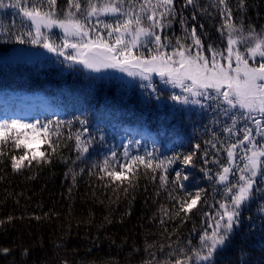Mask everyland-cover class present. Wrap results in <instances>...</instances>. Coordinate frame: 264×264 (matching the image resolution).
<instances>
[{"label":"snow or ice","instance_id":"1","mask_svg":"<svg viewBox=\"0 0 264 264\" xmlns=\"http://www.w3.org/2000/svg\"><path fill=\"white\" fill-rule=\"evenodd\" d=\"M188 6L211 15L207 8L200 7L198 0H183L181 13ZM210 6L221 18L216 30L224 47L210 42L212 38L204 31V25L198 24L196 12L191 16L190 29L181 15L182 37H175L173 42L163 35L176 19L175 0H66L63 10H58L57 0H0V9H15V16L19 17V25L16 20L7 25L0 21V36L20 44L42 45L64 56L66 61L92 71L117 69L128 76L139 77L147 82L141 87L151 89L152 93L157 92L153 84L155 74L163 84L180 89L179 94L174 92L170 96L173 102L196 105L201 110L211 108L231 119V125L225 126L223 132L234 138V142L225 145L215 132L212 139L204 141L216 153H226V164L214 156L211 162L218 165L215 174L206 167L200 169L209 181L215 180L213 197L218 194L221 199L212 204L204 201L213 211L201 213L200 228L194 227L186 242L177 243V248L168 253L165 264H216L217 254L230 244L234 231L240 226L243 208L257 198L264 199V26L257 31L250 23L245 26L242 18L237 23L230 0H211ZM246 8V0H237L236 11ZM106 17L113 22H105ZM54 28L62 31L60 43L51 39ZM189 40L191 43H186ZM66 49H71V53L66 54ZM73 119L80 125L75 133L72 120L0 119V162L7 157L12 170L18 172L32 167L34 162L36 165L51 163L62 139L74 141L78 159L88 154L97 141L105 143L102 129L97 127L95 134H91L86 118L75 116ZM240 121L244 122V127L238 129ZM249 122L254 127H250ZM134 144L139 145V142L122 143L119 146L122 152L116 146L107 149L102 164L93 166L98 169L99 178L107 177L110 183L120 182L117 187L126 182L125 194L137 186L141 171L145 177L151 172L150 179L158 178L161 188L169 183L173 190L178 188L184 195L176 197L169 192V199L178 207L173 214L162 207L161 225L165 224V217L175 219L183 213V223L190 213L199 211L204 189L197 186L194 192L188 191L191 185L186 182L190 181L191 173L187 168L195 166L198 153L202 163L207 165L208 149L201 152V145L197 143L187 154L160 158L155 148L151 151L144 148L143 154H133ZM43 145H47L45 150H41ZM17 150L22 154H14ZM177 163L183 167L173 169ZM117 167L120 170H116ZM169 169L174 171L171 181ZM261 211L264 212V205ZM194 240L197 242L193 243ZM163 250L161 246L160 251ZM9 251L0 249L4 254ZM27 253L25 249L23 254ZM151 255L152 260L144 264H152L156 257L154 253ZM241 264L248 262L242 258Z\"/></svg>","mask_w":264,"mask_h":264},{"label":"trees","instance_id":"2","mask_svg":"<svg viewBox=\"0 0 264 264\" xmlns=\"http://www.w3.org/2000/svg\"><path fill=\"white\" fill-rule=\"evenodd\" d=\"M175 2L176 19L163 35L172 38L173 42L175 37H182L181 15L190 29L191 16L196 12L198 24H203L204 31L212 38L210 42L224 47L216 30L222 21L210 6L211 0H198L200 7L207 8L211 15L201 14L192 6L181 13L183 0ZM246 3L247 8L238 12L235 10L237 0H230L235 21L239 23L242 18L245 26L250 23L259 31L264 26V0H246ZM65 7L66 0H57L58 10ZM4 10L5 14L1 15H6L7 21L16 20L19 25L16 10L0 9ZM12 13L14 18L10 17ZM105 22L113 21L106 17ZM197 31L199 34L198 26ZM61 38V29L51 30L52 40L61 42ZM38 46L20 44L0 36V56L22 47ZM60 69L53 63L38 66L35 60L1 58L0 90L44 93L55 110L61 112L46 115L45 119L72 120V132L75 133L80 125L73 117L86 118L91 134H95L97 127L103 130L105 143L97 141L88 154L78 159L74 141L62 139L51 163L36 165L34 162L32 167L18 172L12 170L7 157L0 162V221H4L0 224V249L10 250L8 254L0 252V264H144L152 260L153 253L156 258L152 264H165L168 253L177 248V243L186 242L194 227L200 228L201 213L213 211L204 201L212 204L221 199L218 194L213 197L215 183L198 172L200 167L206 166L200 153L195 158L197 168L188 171L191 177L186 183L191 185L188 191L194 192L198 186L204 189V194L199 211L194 210L183 223V213L175 219L165 217V224L160 223L162 207L170 214L178 207L169 199V192L176 197L184 195L178 188L173 190L171 183L161 188L158 178L150 179L151 172L145 177L141 171L137 186L125 194L126 182L117 187L120 182L110 183L107 177L101 180L98 169L93 166L102 164L106 143L121 134L138 137L142 128L152 130L154 135L141 142L148 145L149 151L155 148L160 158L175 153L187 154L197 143L203 152L208 149L204 141L212 139L211 124L202 133L194 127L195 120L190 122L186 114L189 112L179 105L175 109L159 105L155 96L160 94L169 98L167 94H161L157 89L154 95L146 98L148 93L139 84L141 81L135 80L137 78L126 82L127 79L115 73L97 74L74 66L68 70ZM133 127L137 128L136 132H132ZM171 139H177L175 146L169 154H164L163 149ZM46 148L47 145H43L41 150ZM208 151L211 155L212 150ZM14 154H22V151L17 150ZM178 167L182 165L177 163L173 169ZM173 169H169V181L174 177ZM258 199L243 208L240 226L234 231L230 244L217 254L216 264H241L242 258L248 264H264V212L261 211L264 201ZM25 249L27 255L23 254Z\"/></svg>","mask_w":264,"mask_h":264},{"label":"rangeland","instance_id":"3","mask_svg":"<svg viewBox=\"0 0 264 264\" xmlns=\"http://www.w3.org/2000/svg\"><path fill=\"white\" fill-rule=\"evenodd\" d=\"M4 12H5V10L3 12L0 11V21H3L4 24L10 23L11 20L7 21L6 15H1ZM10 17L14 18V14L12 13V16H10ZM55 42L60 43L59 41H55ZM71 51H72L71 49L65 50L66 54H70ZM1 58L15 59V60H19V61H26V60L27 61H33V60H35V64H38V66H45L47 64L49 65V64L53 63V65L56 64V65L60 66L61 67L60 70H62V69L68 70V69H71L73 66L75 68L81 67L87 71L95 72L97 74L115 73V74L122 76L125 79H127V80H125L126 82L132 81L133 79L137 78L135 80L141 81L139 84L147 83L146 81H142L139 77L128 76L127 73L120 72L117 69H102L101 71L96 72V71H92L90 69L85 68L81 64H72L71 62L66 61L64 56L58 55L57 52H50L46 48H44L42 45H39L36 48L22 47L20 49H15V50L7 53L5 56H0V59ZM153 79H158V80H156V82H153V84L158 89V91L162 92L161 94H167L168 96H171L174 92L176 94L180 93V89H178V88L172 89L171 85L163 84V82L160 80L159 76L155 75V76H153ZM144 91H146V93H148L146 98H148L151 94H153V93H150V92H152L151 89H147V90L144 89ZM155 98H157L160 106H164V107L170 106V108L175 109V106L179 105L180 108L181 109L183 108L186 112L193 113L192 115H190L189 113H186L187 117L190 118V122H193V120L196 121V124L194 125V127L195 128L197 127L202 133H204L206 131L207 125L210 123L211 127L209 129L211 130V132H215L218 136L219 133L221 132V127L224 126L223 124H229L230 125L232 123L231 119H229L228 117L223 116V115H218L211 108L206 109V110H201L200 107L196 106V105H180L177 102H173L170 99V97L165 98V97L160 96V94L156 95ZM50 108H51L50 104L48 103L47 99L45 98V96L42 93L0 91V119L15 118V119H22V120H25L27 122H32L35 120L47 121V119H45V116L47 114L48 115L52 114L49 112ZM214 120H219L220 123L214 124L213 123ZM226 126H228V125H226ZM249 126L254 127L251 124V122H249ZM243 127H244V122L240 121L237 125V128L240 129ZM132 130H134V129H132ZM141 133H142L141 137H138V138H135V137H133V135L130 136L128 134L127 135L121 134V135L116 136L114 138V140H112V142L106 143V146H105L103 153L106 156L108 154L107 149L112 148L113 146H116L117 150L119 152H122L123 149L120 148L119 146L122 143L128 144L130 140L139 142V145H135V144L133 145V154L140 153L141 151L143 152L144 148L148 149V145L142 143L141 141H145L146 138H150L151 133L146 129H142ZM224 134L226 135L225 132H224ZM210 138H212V135H210ZM239 138H242V137H239ZM233 139L234 138H232V137L228 138V140H225L226 143H224V144L227 145V144L231 143ZM257 139L259 140L260 138L257 137ZM96 143H94V144H96ZM167 143H169L168 144L169 148L163 149L164 154H169L173 148V144H171L169 141ZM217 146H218V144H217ZM208 150H212V149H210L208 147ZM170 155H172V154H170ZM170 155H167V156L169 157ZM225 155H226V153H225ZM167 156H165V157H167ZM214 156L218 157V158H222L223 153L220 152V154H219V153H216L215 150H212L211 155L208 156L209 163L205 167L210 169L213 174H215L216 171L218 170V165H215L211 162ZM195 168H197L196 164L194 167H188L187 171H190V170L195 169ZM200 168H202V167H200ZM116 170H120V169L117 167ZM198 170H199L198 172H201L200 169H198ZM212 182L215 183V180H212ZM259 200L260 199H258V201ZM262 201H264V199Z\"/></svg>","mask_w":264,"mask_h":264},{"label":"flooded vegetation","instance_id":"4","mask_svg":"<svg viewBox=\"0 0 264 264\" xmlns=\"http://www.w3.org/2000/svg\"><path fill=\"white\" fill-rule=\"evenodd\" d=\"M224 125V126H223ZM222 126L223 127H221V132L219 133V135H218V137L220 138V140H223L224 141V143H226V141L225 140H228V138H231L229 135H228V133H226V135L224 134V132H223V128L226 126V125H229V124H223ZM231 125V124H230ZM239 138V137H238ZM232 142H234V139L232 140ZM231 142V143H232ZM218 148L220 147V145L218 144V146H217ZM221 153H223V157L222 158H219V160H220V162L222 163V164H226V155H225V152H221ZM220 154V153H219ZM234 182V181H233Z\"/></svg>","mask_w":264,"mask_h":264}]
</instances>
